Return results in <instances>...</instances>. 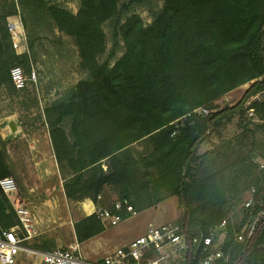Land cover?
I'll use <instances>...</instances> for the list:
<instances>
[{
	"label": "trees",
	"instance_id": "obj_1",
	"mask_svg": "<svg viewBox=\"0 0 264 264\" xmlns=\"http://www.w3.org/2000/svg\"><path fill=\"white\" fill-rule=\"evenodd\" d=\"M18 1L74 39L87 73L44 109L66 197L96 203L109 187L118 198L108 211L121 219L177 197L182 212L172 223L180 226L188 247L173 260L196 264L207 252L190 241L203 240L225 222L213 246L229 253L225 264H264V163L255 160L264 123L245 124L239 135L202 153L198 149L223 120L245 115V101L264 87V0H163L149 23L131 12L133 0H80L77 12L52 0ZM17 11L16 0H0V88L13 90L11 68L21 65L30 72L31 62L27 52H16L7 29V17ZM106 21L114 44L104 59ZM23 22L28 27L26 17ZM121 41L124 51L117 57ZM33 46L28 35V47ZM247 83L237 104L211 116L201 112ZM254 105L264 119V102ZM8 159L0 136V179L13 175ZM252 189L242 219L233 221L232 204ZM20 223L0 187V229ZM74 228L82 242L106 226L94 212ZM23 245L54 249L46 237Z\"/></svg>",
	"mask_w": 264,
	"mask_h": 264
},
{
	"label": "rangeland",
	"instance_id": "obj_2",
	"mask_svg": "<svg viewBox=\"0 0 264 264\" xmlns=\"http://www.w3.org/2000/svg\"><path fill=\"white\" fill-rule=\"evenodd\" d=\"M52 1L74 12H77L80 6V0ZM132 2L131 12L138 13L146 23L151 22L153 15L163 7V0H133ZM19 6L23 19L26 17L28 21V27L25 28L27 45L28 35L34 41L33 48L28 47L27 53L31 62L30 72L26 73H30L31 76L32 70H35L36 80L29 81L23 89H18L15 86L17 91L9 87L0 88V136L6 143L8 162L13 172L11 176L17 182L19 199L24 198V202L31 206L35 201L44 199L45 193L42 190H45L47 186L57 189L56 186L60 182L49 127L43 122L44 109L54 101L64 98L70 89L87 77V73L80 67L78 48L71 36L60 32L52 20H47L44 16L41 18L39 15L33 16L21 4ZM103 28L107 40L105 59L113 48L114 40L111 22L106 21ZM123 51L124 46L121 41L116 47V56L122 55ZM249 86L250 83H247L228 92L215 102L216 108L211 106L208 108L214 112L228 105L237 104ZM11 121L15 123L17 130H11L9 126ZM250 123L252 122L246 114L235 113L231 120H223L213 130L210 140L200 143L199 152L202 153L213 148L224 139L239 135L244 125ZM257 138L256 154L258 155L255 160L262 164L264 163V134L258 133ZM36 185L39 187L30 193V188ZM109 190L116 196L110 188ZM253 194L254 189L246 191L241 199L232 204L229 215L233 221L238 222L242 219L243 204L250 200ZM117 198L116 196L114 199H110L102 210H109L110 205ZM69 203L73 207L78 204V202L73 203L70 200ZM48 207L49 210L52 208ZM181 212L177 197H170L160 207L153 206L134 213L132 218L120 219L117 224H107V235L109 233L118 234L119 236H115L117 237L115 241L122 243L124 239L138 235L150 220L156 226L165 222L172 223ZM44 226H47L48 229L28 240L29 243H34L35 239L39 237H46L54 248H70L76 243L74 224H44ZM32 249L35 250L30 255L22 252L18 258V264H43L41 252L44 251L34 247Z\"/></svg>",
	"mask_w": 264,
	"mask_h": 264
},
{
	"label": "built area",
	"instance_id": "obj_3",
	"mask_svg": "<svg viewBox=\"0 0 264 264\" xmlns=\"http://www.w3.org/2000/svg\"><path fill=\"white\" fill-rule=\"evenodd\" d=\"M17 13L7 17V29L12 38V44L17 53L28 51L27 34L24 26L21 9L16 0ZM11 77L18 89H23L29 81L36 80V72L27 74L21 65L11 68ZM258 79H262V76ZM255 102H264V87L252 94L244 103L247 118L253 123H264L256 110ZM205 115L211 116L213 110L206 106L200 108ZM263 165V163L261 164ZM0 187L10 197L21 225H14L7 229H0V264H18L17 256L23 249V241L35 238L39 234L33 220L30 208L19 199V189L16 180L11 177H2ZM120 204L117 203V206ZM132 211V206L127 207ZM136 213V212H133ZM263 214V212L261 213ZM260 214V215H261ZM102 218H108L111 224H116L120 216L111 215L108 210L99 212ZM225 222L220 224L210 235L203 240L194 237L191 246L200 248L207 252L201 256L196 264H225L230 255L222 249H214V237L218 229L224 227ZM256 222L251 225L247 236H252ZM24 234L23 236L21 235ZM239 240L244 238L243 234L237 236ZM188 247L186 237L181 233L177 224L166 223L162 225L149 224L146 231L127 244L117 247L100 260L86 258L78 243L70 248L57 247L49 251L41 252L43 264H181L177 259Z\"/></svg>",
	"mask_w": 264,
	"mask_h": 264
},
{
	"label": "crops",
	"instance_id": "obj_4",
	"mask_svg": "<svg viewBox=\"0 0 264 264\" xmlns=\"http://www.w3.org/2000/svg\"><path fill=\"white\" fill-rule=\"evenodd\" d=\"M55 161L58 167V178L60 179L59 184L56 186L57 189L52 188V186H47L45 190H42L44 191L43 193H45L43 196L44 199L42 201H35L31 206L21 200L24 204H26L30 208L33 216L34 224L36 228L39 230V233H44L48 229L47 226H44V224H60V225L68 224V223L75 224V222L82 217L88 216L100 210L102 211V209L105 208L104 206L107 204V202H109L110 199H114L116 197L114 194H112L109 188L105 187L101 192V194L99 195L96 203L91 198L87 197L79 201L78 204L75 205L74 207L71 206L63 189V179L59 171V165L56 156H55ZM36 187H39V185H36L35 187H31L29 192L33 193L34 191H36L35 190ZM163 203L164 201L160 202L156 206L160 207ZM48 206H51L52 208H50L49 210ZM132 215L128 218H132ZM103 220L106 226L103 232L94 235L82 242H79L77 240V237L75 236L76 243L79 244L82 254L90 260L102 259L104 256L115 250L117 247L129 243L139 235L143 234L146 231L149 224L154 223L152 222V220H150L147 223L148 225L145 228H143L138 235L126 238L121 243L115 241V238H117L115 236H119L118 234L109 233V235H107L108 234L107 224H111V223L109 222L108 218H103ZM54 221L57 222L54 223ZM166 223L167 222L162 224H166ZM33 250L35 249L23 245V249L19 252L17 256V263H18V258L22 254V252L30 255L34 253Z\"/></svg>",
	"mask_w": 264,
	"mask_h": 264
},
{
	"label": "water",
	"instance_id": "obj_5",
	"mask_svg": "<svg viewBox=\"0 0 264 264\" xmlns=\"http://www.w3.org/2000/svg\"><path fill=\"white\" fill-rule=\"evenodd\" d=\"M9 126H10L12 131L17 130V127H16V125H15V123L13 121L10 122Z\"/></svg>",
	"mask_w": 264,
	"mask_h": 264
},
{
	"label": "bare ground",
	"instance_id": "obj_6",
	"mask_svg": "<svg viewBox=\"0 0 264 264\" xmlns=\"http://www.w3.org/2000/svg\"><path fill=\"white\" fill-rule=\"evenodd\" d=\"M88 208V207H87Z\"/></svg>",
	"mask_w": 264,
	"mask_h": 264
}]
</instances>
